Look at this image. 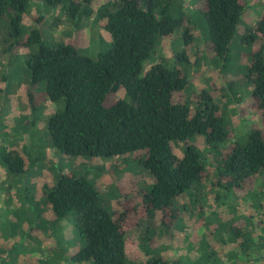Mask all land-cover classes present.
<instances>
[{
	"label": "trees",
	"instance_id": "trees-1",
	"mask_svg": "<svg viewBox=\"0 0 264 264\" xmlns=\"http://www.w3.org/2000/svg\"><path fill=\"white\" fill-rule=\"evenodd\" d=\"M33 1L0 0V21H8L15 45L37 46L28 60L31 78L26 92L45 84L43 98L47 102H64L63 109L48 119L53 146L60 154L74 158L128 156L155 180L146 192L131 197L123 194L119 208L109 213L100 188L86 175L59 173L47 194L49 203L56 220L74 216L84 243L67 263L128 264L130 222L136 218L137 228L161 213L163 226H171L179 217V198L186 195L194 202L200 196L206 201L202 194L212 166V187L219 190V203H226L236 190H244L264 176V15L242 37L243 45L251 49L245 77L251 86L252 107L261 113L263 128L233 139L226 115L211 94L205 90L194 99L183 94L189 84L185 73L161 63L152 64L144 72V63L155 53L158 40L171 37L184 22L183 17L170 15L177 0H107L98 7L97 0H42L44 6L55 10L61 6L75 31L80 30L82 22L92 20L96 29L103 28L110 34V50H101L95 58L81 54L74 42H44L39 29L22 41L18 36ZM203 2L209 51L227 60L245 1ZM36 20L39 23L42 16ZM60 24L61 20L55 22V26ZM99 39L103 38L99 35ZM29 95L31 98L32 93ZM180 95L184 96L178 100ZM194 136L205 137L211 149L227 144L218 164L209 162L194 145L186 146L181 158L175 154L174 145ZM19 163L22 165L23 160ZM139 196L140 203L134 198ZM255 205L263 209L262 203ZM232 233L230 240L237 241L240 233ZM251 247L242 246V252L246 255ZM145 251L151 257L145 264H161L162 259ZM3 258L0 254V264Z\"/></svg>",
	"mask_w": 264,
	"mask_h": 264
},
{
	"label": "rangeland",
	"instance_id": "rangeland-1",
	"mask_svg": "<svg viewBox=\"0 0 264 264\" xmlns=\"http://www.w3.org/2000/svg\"><path fill=\"white\" fill-rule=\"evenodd\" d=\"M106 1L97 0L95 7ZM244 1L246 8L227 60L209 51L203 0H177L170 15L183 17L182 26L171 37L159 39L155 53L144 63V72L152 64L161 63L185 73L189 84L183 94L188 99L205 90L211 94L226 115L233 139L246 131L263 128L261 113L252 107L251 86L245 77L251 49L243 45L242 37L264 15V0ZM41 4L42 0H34L27 11L18 36L22 41L39 29L44 42L77 43L80 53L88 57L95 58L101 50H110V34L103 28L96 29L92 20L82 22L80 30L75 31L61 6L55 10ZM41 16L38 23L36 19ZM57 20H61L59 27L55 26ZM14 42L8 21H0V254H4L1 264H82L66 262L81 251L84 243L73 215L56 220L47 196L55 186V177L68 172L86 175L100 188L109 213L119 208L123 194L131 197L146 192L155 180L128 156L90 160L60 154L53 146L48 119L63 109L64 102H47L43 98L45 84L26 92L31 78L28 60L37 46H18ZM205 140L203 136H194L186 143L174 145V152L181 158L185 147L194 145L209 162L218 164L227 144L211 149ZM210 171L205 181L206 192L202 194L206 201L200 196L194 202L186 195L179 198V217L171 226H163L161 213L137 228L136 218L130 222L131 233L126 240L128 264H145L151 258L146 249L162 259L161 264H264V176L246 189L236 190L226 203H219V190L212 187L213 166ZM134 198L138 203L142 200L141 196ZM261 203L262 210L253 206ZM237 232L240 238L231 241L229 233ZM244 245L254 247L245 255Z\"/></svg>",
	"mask_w": 264,
	"mask_h": 264
},
{
	"label": "crops",
	"instance_id": "crops-1",
	"mask_svg": "<svg viewBox=\"0 0 264 264\" xmlns=\"http://www.w3.org/2000/svg\"><path fill=\"white\" fill-rule=\"evenodd\" d=\"M108 42H110V41H108Z\"/></svg>",
	"mask_w": 264,
	"mask_h": 264
}]
</instances>
